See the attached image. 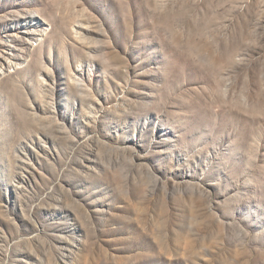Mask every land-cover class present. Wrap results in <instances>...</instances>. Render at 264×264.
<instances>
[{
  "label": "rangeland",
  "instance_id": "obj_1",
  "mask_svg": "<svg viewBox=\"0 0 264 264\" xmlns=\"http://www.w3.org/2000/svg\"><path fill=\"white\" fill-rule=\"evenodd\" d=\"M0 264H264V0H0Z\"/></svg>",
  "mask_w": 264,
  "mask_h": 264
}]
</instances>
